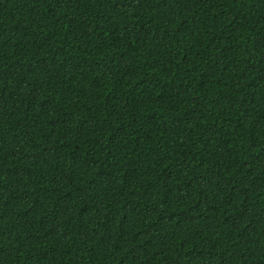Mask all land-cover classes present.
<instances>
[{
  "label": "trees",
  "instance_id": "trees-1",
  "mask_svg": "<svg viewBox=\"0 0 264 264\" xmlns=\"http://www.w3.org/2000/svg\"><path fill=\"white\" fill-rule=\"evenodd\" d=\"M0 264H264V0H0Z\"/></svg>",
  "mask_w": 264,
  "mask_h": 264
}]
</instances>
